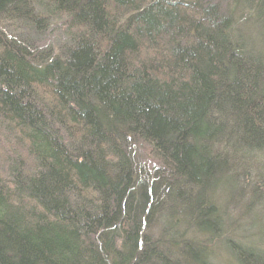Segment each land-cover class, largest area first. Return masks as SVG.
<instances>
[{"label":"trees","instance_id":"obj_1","mask_svg":"<svg viewBox=\"0 0 264 264\" xmlns=\"http://www.w3.org/2000/svg\"><path fill=\"white\" fill-rule=\"evenodd\" d=\"M262 51L264 0H0V264H209Z\"/></svg>","mask_w":264,"mask_h":264},{"label":"rangeland","instance_id":"obj_2","mask_svg":"<svg viewBox=\"0 0 264 264\" xmlns=\"http://www.w3.org/2000/svg\"><path fill=\"white\" fill-rule=\"evenodd\" d=\"M240 8H241V4H237L234 7L236 15L234 14L233 18H236L238 16V13H240L241 15L244 14L245 16H248V12L245 11V8H241V10ZM239 10L240 12H237ZM53 24L55 25L56 23L54 22ZM54 28H55L53 29L54 33L52 35L54 37L52 38H54L53 40L54 43L58 44L59 43L58 40L60 38L61 31L63 29L62 24L55 25ZM63 32L64 33L66 32V36H68V32H69L68 28H66L65 31L63 30ZM262 53L264 54V51H262ZM1 144H2V140L0 141V150L1 148H3V145ZM263 162H264V154L259 156V158L256 159V163L253 164L254 166L245 165L242 168L239 167L241 169H239L238 173L243 175L244 178L246 177L247 182L249 183V185L247 186H242L243 188H245L243 192L244 193L246 192L245 195L248 198V200L250 197V196L248 197V195L250 194V190L253 187L252 183L255 184L257 187H260V184L262 187L264 186V183L262 181V176H260V172H263V171L259 169V166H257L260 164L262 165ZM230 173L231 171L229 172V174ZM232 174H234L232 175L233 176L232 178H234L236 172L234 171ZM243 192L239 193L238 191L240 195H243ZM259 197H261V199L256 200L254 204H252L253 207L249 209V211H247V208H241V209H237L236 210L237 212L235 214L232 212V210L225 209L223 205H218V204L216 205L215 204L216 202L214 201V199H213V202L212 201L210 202L209 200L206 199V203H208L207 207L210 209V211H212V215L215 214L211 216V219L214 220V222L215 221L221 222L223 226L222 229L228 230L229 228H231V231L235 233L236 238L240 236L243 238L244 235H246L247 237L250 236L251 238H253V235H259V234L262 235L263 230H264V194L262 193V190L256 193L255 199ZM170 226L171 225L168 224L166 228L170 229ZM244 232L246 234H243ZM149 233H152V232H149ZM149 233L148 235H150ZM212 240L213 238H210V239L206 238V240L203 239V256H204L203 259H205V261L209 264H213L215 261L217 263L221 262V264H241V263L244 264L243 255L245 256L246 254H248L250 256L251 253L255 254L256 256L264 255V241L261 242L259 240L260 246H257V247L254 246L255 248H251V246L249 245H246V246L242 245L237 239L230 240L228 238L226 239V238L219 237L217 238L215 243ZM249 241H250V238L246 240V237H245L244 242L249 243ZM256 241H258V238H255V240L253 239L251 242L254 243ZM240 254L242 255L241 259H240L241 257ZM207 256L209 257L208 259H207ZM258 258L259 260H262L260 257ZM244 260H247V259H244Z\"/></svg>","mask_w":264,"mask_h":264},{"label":"bare ground","instance_id":"obj_3","mask_svg":"<svg viewBox=\"0 0 264 264\" xmlns=\"http://www.w3.org/2000/svg\"><path fill=\"white\" fill-rule=\"evenodd\" d=\"M242 16L243 15H241V17ZM246 17L247 16H245L244 20H247ZM244 20L237 19L236 20L237 26L235 27V29L238 28V31H239V28H244L243 29V33L245 34V36L247 38H251L252 39L254 34H256L255 32L258 31V30H250L248 28L246 29V27H243L244 25L241 24V22L244 21ZM243 33H241V34L243 35ZM250 148H252V147H250ZM250 148L249 147H244V146H240L239 147L237 144H232L231 146L225 145L224 146L225 150H224V153H223V155H224L223 157H226V160L225 161L221 160V163H222L221 167H224V168L226 167V168H228L230 170H233V169H236L239 165L254 166L253 164H251L249 162L250 161L249 158H251L252 155L256 156L252 152L256 153L257 155H261L262 153L261 152H256L257 150H255V149H259L260 147H253L254 149H252V152H251ZM224 159L225 158H223V160ZM257 166H259V169L263 171V172H260V176H262V181L264 183V162L262 163V165L260 164V165H257ZM220 170H222V168ZM243 178H244V176L237 172L235 174L234 178H230L229 181L223 183L222 187L220 188V191H219L220 193L218 195H217V192L214 193V196H215L214 201L216 202V204L221 203V205H223L225 207V209H228V210H229V208H231L233 210H237V209H241V208H247V211H249V209H251L253 207L252 204H254V202L256 200H260L261 199V197L255 199V195L260 190H262V193L264 194V186L262 187L261 184H260V187H257V186L253 187L250 190V194H249L250 197H249V200H248L247 204H244L245 197H246V195H245L246 192L245 193L243 192V195H240L238 193V191H237V189L239 187L249 185V183L247 182V179L244 178V180H243ZM252 185H255V184H252ZM233 190H236V191H233ZM249 201H250V203H249ZM209 230H211V229H209ZM213 230H217V229L213 228ZM213 233H215L217 235H220L219 237H222V238H226V239L228 238L230 240H233V239L236 240L237 239L242 245L247 244V245L251 246V248H255L254 246H256V247L260 246L259 245L260 241L261 242L264 241V230H263L262 235L261 234L253 235V238H251L250 236L247 237L246 235H244L243 238L241 236L236 238L235 233L233 231H231V228H229L228 230H225V229L221 228V229H219L217 231H213ZM249 233H250V231H249ZM243 234H246V233L244 232ZM245 237H246V240L250 238L249 243L244 242ZM255 238H258V241L254 242V243L251 242L253 239L255 240ZM256 243H257V245H256ZM245 256L248 259L250 257H254V258H258V257L261 258L262 257V256H256L253 253H251L250 256L248 254H246ZM245 256L243 255V258ZM254 258H250V260H252ZM244 259H243L244 264H249V263L246 262L248 260H244ZM213 264H221V262L217 263L215 261ZM241 264H243V263H241Z\"/></svg>","mask_w":264,"mask_h":264}]
</instances>
